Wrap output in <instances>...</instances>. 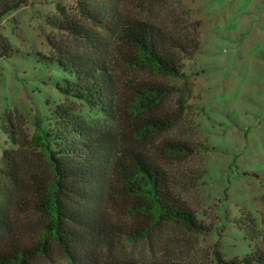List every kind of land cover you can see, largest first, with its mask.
Wrapping results in <instances>:
<instances>
[{"label":"trees","instance_id":"trees-1","mask_svg":"<svg viewBox=\"0 0 264 264\" xmlns=\"http://www.w3.org/2000/svg\"><path fill=\"white\" fill-rule=\"evenodd\" d=\"M33 0H0V24ZM184 0H71L46 19L44 61L64 79L59 93L99 113L93 122L73 105L51 108L28 132L7 111L1 130L14 148L0 154V264L138 263L118 247L177 229L189 237L214 227L198 217L194 193L204 183L207 148L198 138L192 76L200 22ZM14 50L0 36V60ZM248 255L214 264H264V235L246 215Z\"/></svg>","mask_w":264,"mask_h":264},{"label":"rangeland","instance_id":"rangeland-1","mask_svg":"<svg viewBox=\"0 0 264 264\" xmlns=\"http://www.w3.org/2000/svg\"><path fill=\"white\" fill-rule=\"evenodd\" d=\"M59 3L71 6V0H33L0 24V36L14 50L0 60V154L14 148L1 130L7 111L20 114L30 133L36 118L61 105L72 104L89 122L102 118L81 102L67 101L57 90L64 74L43 59L50 52L46 19ZM184 6L193 11L192 21L202 24L200 52L186 68L198 108V138L207 148L195 159L206 175L194 205L214 229L191 238L166 228L118 247L120 257L138 263L214 264L210 249L217 242L226 260L242 258L262 244L246 239L239 228L246 215L264 235V0H184Z\"/></svg>","mask_w":264,"mask_h":264}]
</instances>
